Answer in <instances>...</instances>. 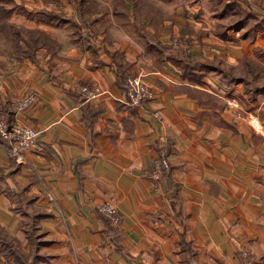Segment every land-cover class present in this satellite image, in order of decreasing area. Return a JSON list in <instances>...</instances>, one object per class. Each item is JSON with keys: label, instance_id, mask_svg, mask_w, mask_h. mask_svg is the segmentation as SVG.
<instances>
[{"label": "crops", "instance_id": "0c3cea01", "mask_svg": "<svg viewBox=\"0 0 264 264\" xmlns=\"http://www.w3.org/2000/svg\"><path fill=\"white\" fill-rule=\"evenodd\" d=\"M61 2L75 23L20 20L54 45L0 55V114L40 144L24 161L0 145V264H264V77L248 69L264 67V0L236 1L251 16L235 30L230 0ZM128 75L153 97L130 103ZM159 156L170 170L156 181ZM105 200L118 222L97 212Z\"/></svg>", "mask_w": 264, "mask_h": 264}, {"label": "built area", "instance_id": "2783aa9c", "mask_svg": "<svg viewBox=\"0 0 264 264\" xmlns=\"http://www.w3.org/2000/svg\"><path fill=\"white\" fill-rule=\"evenodd\" d=\"M174 45H181L179 38H173ZM127 99L133 105H140L153 97V91L149 84L139 75H128L122 82ZM79 89L86 99L96 98L101 88L98 86L80 85ZM38 95L35 91L29 92L23 97L16 99L12 106L14 109L22 110L29 107L37 100ZM227 103L231 106L232 113L235 118L247 120L255 127L260 125L259 120L255 115L246 114L239 102L234 98H229ZM158 117H161L159 112H155ZM39 132L37 129L8 120L3 114H0V144L6 147L11 155L18 161H24V152L26 150L37 151L40 149ZM170 170L169 160L165 156H159L154 161L152 166L146 170L145 174L151 179L159 181ZM98 211L113 220H118V210L116 205L111 200H105L98 205ZM243 257L249 262V254L247 251L242 252Z\"/></svg>", "mask_w": 264, "mask_h": 264}, {"label": "rangeland", "instance_id": "374dc122", "mask_svg": "<svg viewBox=\"0 0 264 264\" xmlns=\"http://www.w3.org/2000/svg\"><path fill=\"white\" fill-rule=\"evenodd\" d=\"M66 3H70L73 5H77V3L81 0H65ZM237 0H230L229 3H235L232 11V16L226 17L227 22L229 24L228 27L231 30H235L238 21H240L242 15H244V9L242 6L237 5ZM202 4L205 6H211V0H200ZM218 2V0H217ZM221 3V0L219 1ZM218 2V4H219ZM244 2V0H241ZM223 4V3H222ZM65 6L62 4L61 0H0V55H5V53H11L14 50L12 45L13 37H15L14 33L17 31L18 26L27 28V29H36L32 28V26H27L25 23H22L21 19H27L32 22H51L52 19L49 17L58 16L61 19L68 20L69 22H73L75 18L74 15H70L66 11H64ZM230 18V19H229ZM255 21H257V17H253ZM229 19V20H228ZM262 20L264 18H261ZM75 23V21H74ZM25 24V25H24ZM261 24L264 22L261 21ZM15 25V26H14ZM259 28L264 27L258 26ZM227 28V29H228ZM226 29V30H227ZM256 30V28H255ZM41 31V30H40ZM46 33V32H44ZM252 36L253 33H250ZM261 35L264 37L263 30L261 31ZM59 38L58 36H56ZM4 57H7L6 55ZM1 145V144H0ZM97 212L101 215V212ZM105 216V215H104ZM107 217V216H105ZM111 221L118 222V220H113L111 217H107Z\"/></svg>", "mask_w": 264, "mask_h": 264}, {"label": "trees", "instance_id": "16d2710c", "mask_svg": "<svg viewBox=\"0 0 264 264\" xmlns=\"http://www.w3.org/2000/svg\"><path fill=\"white\" fill-rule=\"evenodd\" d=\"M229 4L234 8L235 3H229ZM250 16H251V13H245L240 19V21H238L235 28L236 29L239 28L242 22L246 21ZM263 22H264V19H263ZM16 30L17 31L14 33L15 37H13V40H12V45L14 47L13 52L16 55L32 58L34 52L37 49L43 46H51L55 44V40L53 38H51L47 33L40 31L39 29H27V28L18 26ZM88 33H90V31H88ZM248 65H249L248 69L251 72V74H254V76H257V77H260V76L264 77L263 65L255 63L253 61H251V63ZM123 80L124 78L122 79V82ZM165 176L166 174L163 177ZM9 247L13 248V250H11V248ZM9 247L7 246V249L2 250L3 254H5L6 256L12 254L14 256H17L15 259H17L18 262L22 261V258H23L22 254L18 253L16 248H14V246L10 243H9ZM241 260L243 264H245L244 262L245 259L244 260L241 259Z\"/></svg>", "mask_w": 264, "mask_h": 264}]
</instances>
